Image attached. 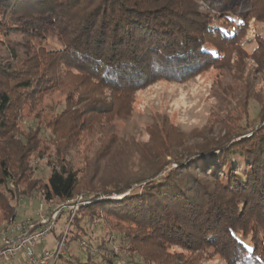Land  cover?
Segmentation results:
<instances>
[{"label": "trees", "instance_id": "16d2710c", "mask_svg": "<svg viewBox=\"0 0 264 264\" xmlns=\"http://www.w3.org/2000/svg\"><path fill=\"white\" fill-rule=\"evenodd\" d=\"M199 1L0 0V48L10 57L2 61L0 55V225L13 215L17 197L70 200L81 182L82 169L67 159L76 146H55L44 156L32 129L18 127L25 110L29 115L44 96L63 91L65 105L47 127L61 133L98 129L92 116L102 121L128 116L136 90L158 80L185 81L223 65L235 50L242 53L240 40L250 21H264V0H220L217 11ZM47 30L58 46H45ZM263 47L264 39L257 38L256 48L243 55L262 64L264 56H256L264 55ZM249 131L227 133L181 153L163 148L169 161L151 152L128 183L147 180L141 188L118 200L85 198L90 202L73 215L67 241L86 236L82 240L92 252L71 254L67 263L169 264L168 254L158 257L138 247L155 238L161 248L173 243L192 250L206 243L232 264H264V124ZM35 153L37 160L45 159L44 180L34 176L37 165L28 161ZM171 163L176 167L160 176ZM129 187L102 193L121 195ZM254 213L258 220L251 219ZM110 218L141 231H118L123 228L118 223L116 230L108 228ZM97 226L107 227L103 236L93 235ZM248 230L253 235L246 240Z\"/></svg>", "mask_w": 264, "mask_h": 264}, {"label": "rangeland", "instance_id": "374dc122", "mask_svg": "<svg viewBox=\"0 0 264 264\" xmlns=\"http://www.w3.org/2000/svg\"><path fill=\"white\" fill-rule=\"evenodd\" d=\"M220 4V0L199 1L202 8L214 11H217ZM239 8L240 11L244 9L243 6ZM46 35L44 41L46 47L58 46L54 32L47 30ZM257 38L264 39V21H250L240 40L242 53L239 49L235 50L223 65L209 67L185 81L158 80L136 90L133 93L131 111L128 116H111L105 121L92 116L90 121H93L92 125L99 127L98 129L94 127L90 130L75 132L66 128L64 133H61L53 127H47V123L52 121L65 105L66 93L63 91H55L44 96L33 113L27 115L25 110L18 119V127L23 131L32 129L39 150H45L44 156L54 151L55 146L74 144L76 147L69 153L71 158L67 159H71L83 171L78 194L85 195V198L100 195L99 198L104 200H118L136 186L141 188L145 184L147 180L135 184L128 183L134 172L138 173L147 165L150 160L147 156L152 155L151 152L155 151L157 157L169 161V156L166 155L168 152L164 154L163 148L173 153L190 151L209 139L227 138L224 136L227 133L234 135L235 132L244 128L249 131L264 124V71L262 70L264 63L260 64L255 58L243 55V53L250 54L256 48ZM19 39L16 38V41L19 42ZM21 54L19 58H24ZM0 55L2 61L10 59L8 52L1 48ZM263 56L260 54L256 58L263 59ZM97 120H100L103 126H99L100 121ZM50 133L52 136L49 135ZM249 133L250 131L246 136ZM65 136L69 139H65ZM50 137L54 139L53 144ZM116 138L119 140L118 143L111 144ZM216 154L219 155V152ZM37 156V153L33 154L28 157V161L37 165L34 176L44 180L48 168L45 166V159L37 160ZM151 157L154 159L153 156ZM36 160L37 163H35ZM174 167H176L174 163L164 165L160 176L166 175V172ZM123 185L130 186L125 194L102 193L105 189ZM24 201L19 204L18 219L31 216L41 202L37 197ZM259 218L258 213H254L251 217L253 221ZM110 222L111 224L107 226L114 230L117 227L113 225L118 223L123 227L118 231L134 234L141 231L128 221L117 222L114 218H110ZM62 223L63 220L59 222V225ZM100 223L97 222L98 225ZM262 224L259 221V226L263 227ZM105 229L97 226L93 235L103 236ZM89 230L91 227L87 229L88 232ZM190 232L194 233V231ZM252 235V230L245 232L246 240H249ZM82 238L87 239L86 236H81L80 239ZM153 240L157 243L156 248L153 246ZM53 242L54 238L51 236L42 245L50 247ZM161 246L160 241L155 238L138 243L142 252L157 253L155 255L158 257L168 254L169 264H181L180 259L186 260L189 264H232L227 260V256L225 257L219 250L206 243L192 250L173 243L165 244L163 248ZM68 248L70 255L84 254L78 241L69 242Z\"/></svg>", "mask_w": 264, "mask_h": 264}, {"label": "built area", "instance_id": "2783aa9c", "mask_svg": "<svg viewBox=\"0 0 264 264\" xmlns=\"http://www.w3.org/2000/svg\"><path fill=\"white\" fill-rule=\"evenodd\" d=\"M23 202V198H16L13 215L0 227V264H68L71 219L80 205L90 201L81 193L70 200L41 201L31 216L18 219L19 204ZM61 217H64L63 225L55 233ZM51 236L53 244L43 246ZM78 242L83 250L92 252L84 240Z\"/></svg>", "mask_w": 264, "mask_h": 264}]
</instances>
